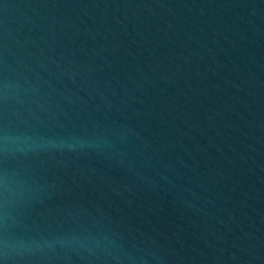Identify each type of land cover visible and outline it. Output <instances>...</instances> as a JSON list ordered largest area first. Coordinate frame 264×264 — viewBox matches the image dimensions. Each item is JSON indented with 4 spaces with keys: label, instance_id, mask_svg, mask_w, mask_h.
Masks as SVG:
<instances>
[{
    "label": "water",
    "instance_id": "1",
    "mask_svg": "<svg viewBox=\"0 0 264 264\" xmlns=\"http://www.w3.org/2000/svg\"><path fill=\"white\" fill-rule=\"evenodd\" d=\"M0 264H264V0H0Z\"/></svg>",
    "mask_w": 264,
    "mask_h": 264
}]
</instances>
